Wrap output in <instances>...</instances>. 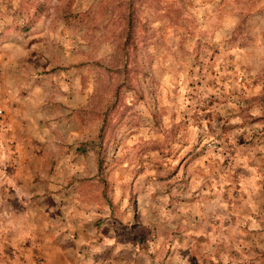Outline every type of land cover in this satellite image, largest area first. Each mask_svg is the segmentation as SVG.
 <instances>
[{
	"label": "rangeland",
	"instance_id": "1",
	"mask_svg": "<svg viewBox=\"0 0 264 264\" xmlns=\"http://www.w3.org/2000/svg\"><path fill=\"white\" fill-rule=\"evenodd\" d=\"M0 264H264V0H0Z\"/></svg>",
	"mask_w": 264,
	"mask_h": 264
}]
</instances>
